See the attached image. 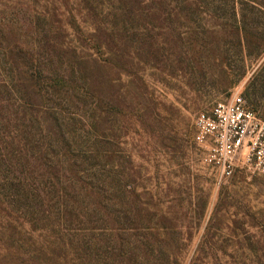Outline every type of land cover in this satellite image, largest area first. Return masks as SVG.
Returning a JSON list of instances; mask_svg holds the SVG:
<instances>
[{
  "label": "rangeland",
  "instance_id": "rangeland-1",
  "mask_svg": "<svg viewBox=\"0 0 264 264\" xmlns=\"http://www.w3.org/2000/svg\"><path fill=\"white\" fill-rule=\"evenodd\" d=\"M84 6L0 0V264H264V179L220 178L193 141L237 93L264 119V56L216 21L122 30ZM74 18L112 24L104 56ZM26 59L76 90L36 95Z\"/></svg>",
  "mask_w": 264,
  "mask_h": 264
},
{
  "label": "trees",
  "instance_id": "trees-1",
  "mask_svg": "<svg viewBox=\"0 0 264 264\" xmlns=\"http://www.w3.org/2000/svg\"><path fill=\"white\" fill-rule=\"evenodd\" d=\"M112 7L99 9L90 0H82L85 4L81 12L85 11L96 18L111 19L119 29L126 30L131 23L143 25H166L169 21L186 20L190 23L216 21L218 32L230 34L238 39V44L247 52L248 56L261 58L264 56V28L259 21L264 17V0H109ZM122 21V24L117 23ZM112 25V24H111ZM96 27L93 32H86L74 18L72 29L76 38L99 56L106 54L105 47L100 41V33L104 30L111 32L108 26ZM113 27V28H114ZM216 27V28H217ZM108 28V29H107ZM114 30V29H113ZM19 53L29 56L24 50ZM24 70L16 74L30 84L32 91L39 96H49L52 92L68 95L75 91L72 84H68L65 75L55 77L48 75L44 69L35 67L29 59L25 60ZM74 77L78 74L72 73ZM20 80V78H19ZM84 83L82 91L90 90ZM253 108L252 102L243 94ZM256 112V110L253 108Z\"/></svg>",
  "mask_w": 264,
  "mask_h": 264
},
{
  "label": "built area",
  "instance_id": "built-area-1",
  "mask_svg": "<svg viewBox=\"0 0 264 264\" xmlns=\"http://www.w3.org/2000/svg\"><path fill=\"white\" fill-rule=\"evenodd\" d=\"M194 129L203 162L220 178L238 170L264 179V119L242 94L200 113Z\"/></svg>",
  "mask_w": 264,
  "mask_h": 264
}]
</instances>
